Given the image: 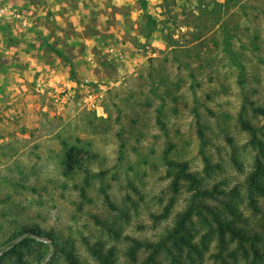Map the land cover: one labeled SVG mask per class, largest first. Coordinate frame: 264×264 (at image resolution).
<instances>
[{
  "label": "rangeland",
  "instance_id": "374dc122",
  "mask_svg": "<svg viewBox=\"0 0 264 264\" xmlns=\"http://www.w3.org/2000/svg\"><path fill=\"white\" fill-rule=\"evenodd\" d=\"M242 1L222 14L226 36L211 16L224 0H0L13 25L0 31V264H104L95 248L143 264L149 251L132 260V239L157 242L193 195L172 184L166 155L220 192L202 201L230 202L264 235V199L254 194V212L247 184L264 148V0ZM76 149L96 155L86 197L88 173L66 174ZM191 227L201 254L178 260L222 264L217 233Z\"/></svg>",
  "mask_w": 264,
  "mask_h": 264
},
{
  "label": "trees",
  "instance_id": "16d2710c",
  "mask_svg": "<svg viewBox=\"0 0 264 264\" xmlns=\"http://www.w3.org/2000/svg\"><path fill=\"white\" fill-rule=\"evenodd\" d=\"M164 7L167 8L170 5H175L174 0H164ZM173 3V4H171ZM244 2L242 0H224L223 3H218L211 10L212 20L215 19V24L224 28L226 36L228 35V22L222 18V14L228 12L234 6H242ZM167 21H164L165 23ZM155 25L157 22L153 21ZM167 42V39L165 40ZM176 51V48L173 50ZM194 74L191 77L194 78ZM161 126L164 122L158 119ZM243 128L250 131L254 136V144L260 146V142L255 141L256 129L249 124V122L243 120ZM201 137L202 132H201ZM96 155H92L90 151L72 150L68 156L66 165V174L73 175L76 171H85L88 176L84 179V185L81 188V195L86 197V187L90 185V182L98 174L89 171V164L92 163V159H95ZM264 148L260 147L258 155L254 163V170L247 177L248 190L250 192V206L254 212L261 213V207L258 206L257 200L254 198V194L264 199ZM207 161V159H206ZM165 162L167 164L168 175L172 176V184L177 187L186 182L190 187V191L193 195L186 208L178 213L175 217V222L172 228H169L166 233L157 241H141L138 239H132L133 245L130 247L128 255L132 260L136 259V254L142 249L149 251V255L144 260L143 264H159V257L165 253L171 257L175 262L184 264L178 258L182 257L187 250L188 257H191V253L201 254L197 244L193 242V235L191 232V226L195 222V218L200 223L208 226L210 232L217 233V252L213 255L216 260H220L222 264H229L230 262L237 263L239 259L245 260L249 264H264V235L257 231H253L247 223H244L242 216L238 213L235 205L229 203L225 204V210L218 207H213L208 203L202 201L203 199L218 200L216 193H220L215 187L212 190L202 188V180L196 173L189 171L187 162L179 163L174 161L168 156H165ZM193 187L195 189H193ZM109 203H112L110 198L107 197ZM174 202L171 200L165 207V211L160 216L154 215L157 219L159 217H167ZM227 214L232 215L229 218ZM210 219H209V218ZM34 231L29 229L25 233H33ZM204 235L205 238L209 235ZM32 240L27 237L24 241ZM54 245H56L55 238L52 239ZM205 243V242H204ZM94 255L99 261L104 264H113L111 261V253L102 254L96 248L93 250ZM67 258L70 264H82L76 260L74 256L67 254Z\"/></svg>",
  "mask_w": 264,
  "mask_h": 264
},
{
  "label": "crops",
  "instance_id": "0c3cea01",
  "mask_svg": "<svg viewBox=\"0 0 264 264\" xmlns=\"http://www.w3.org/2000/svg\"><path fill=\"white\" fill-rule=\"evenodd\" d=\"M8 6L11 8V7H14V5L17 3H20L22 2L23 0H4ZM11 16L9 17H5L4 19L0 18V31H6L8 34L9 32L11 31V29L13 28V25H12V22L10 21ZM71 38V37H70ZM73 38V37H72ZM6 43V39L2 41V44H5ZM72 43V42H70ZM1 44V45H2ZM22 47L25 45V43H21ZM4 49L6 50V53H10L12 52L14 49L16 50V47L15 45H12L10 43H6ZM20 50V48H18ZM14 50V51H15ZM13 53H16V52H13ZM18 57H21L23 59L24 62H26L27 60L33 58V60L35 59L34 57H31L30 55H28L29 58H25L24 56H22L21 54L20 55H17L16 58L14 59L15 62H19V59ZM31 57V58H30ZM7 59H10V58H7ZM21 62V61H20ZM23 63V62H22ZM28 69H32L31 67H28Z\"/></svg>",
  "mask_w": 264,
  "mask_h": 264
},
{
  "label": "water",
  "instance_id": "95a60500",
  "mask_svg": "<svg viewBox=\"0 0 264 264\" xmlns=\"http://www.w3.org/2000/svg\"><path fill=\"white\" fill-rule=\"evenodd\" d=\"M33 237H34V238H36V239H39V237H38V236H36V235H33Z\"/></svg>",
  "mask_w": 264,
  "mask_h": 264
},
{
  "label": "built area",
  "instance_id": "2783aa9c",
  "mask_svg": "<svg viewBox=\"0 0 264 264\" xmlns=\"http://www.w3.org/2000/svg\"><path fill=\"white\" fill-rule=\"evenodd\" d=\"M1 13H4L5 12V10L4 9H1V11H0Z\"/></svg>",
  "mask_w": 264,
  "mask_h": 264
}]
</instances>
